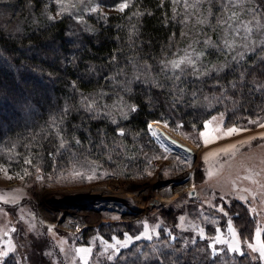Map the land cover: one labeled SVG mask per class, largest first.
I'll return each mask as SVG.
<instances>
[{
    "label": "trees",
    "instance_id": "1",
    "mask_svg": "<svg viewBox=\"0 0 264 264\" xmlns=\"http://www.w3.org/2000/svg\"><path fill=\"white\" fill-rule=\"evenodd\" d=\"M73 1L79 9L50 20L48 0H16L12 12L23 27L0 30L1 163L35 149L48 167L115 156L131 175L157 147L153 121L202 130L218 112L232 123L264 115V46L231 48L219 18L235 0ZM89 1L128 7L88 13ZM242 1L264 33V0ZM193 30L199 54L173 68ZM245 206L235 202L230 211L242 236L253 239L256 218ZM195 251L164 250L122 264H203ZM248 258L227 264H253ZM0 264L19 263L9 256Z\"/></svg>",
    "mask_w": 264,
    "mask_h": 264
},
{
    "label": "rangeland",
    "instance_id": "2",
    "mask_svg": "<svg viewBox=\"0 0 264 264\" xmlns=\"http://www.w3.org/2000/svg\"><path fill=\"white\" fill-rule=\"evenodd\" d=\"M15 2L0 0V30L23 27L12 12ZM79 4L48 0L44 16L57 19L75 12ZM120 4L89 1L85 11L109 14L119 11ZM242 5L235 0L219 17L226 25V41L244 50L246 45L264 46L260 19ZM191 33L177 60L192 61L199 54V34ZM206 35L209 42L211 36L203 32ZM149 125L157 147L152 146L144 155V167L131 175L127 167L119 168L115 156L96 162L81 157L48 167L35 149L16 163L0 162V251L9 253L0 261L11 256L19 264H85V254L78 249L90 248L87 264H122L188 247L198 250L203 264H227L245 255L253 264H264V115L232 123L218 112L202 130L166 120ZM155 125L165 126L193 152L164 142ZM233 128L238 131L227 134ZM193 189L196 195L190 197ZM235 202L246 204L256 218L253 239L242 236L231 215ZM64 215L72 216L71 223L64 222Z\"/></svg>",
    "mask_w": 264,
    "mask_h": 264
},
{
    "label": "snow or ice",
    "instance_id": "3",
    "mask_svg": "<svg viewBox=\"0 0 264 264\" xmlns=\"http://www.w3.org/2000/svg\"><path fill=\"white\" fill-rule=\"evenodd\" d=\"M128 7V5L126 4V3H122V4H120V6H119V10L120 11H123L125 8H127ZM93 11H95V9H93ZM185 61H187V63H192V61L191 60H189V59H187L186 57L185 58H181V59H179V60H175V61H171V65H172V67L173 68H180L181 67V64H183V63H185ZM132 111H135L136 109H135V107H132V109H131ZM213 119H216L215 117L213 118ZM149 127H151V125H149ZM236 131H238L237 129H229L228 130V133L227 134H232V133H234V132H236ZM123 134V132H121V135ZM155 134V133H154ZM27 163H31V161L30 160H28V161H26ZM91 177H89V179H90ZM257 235L259 236V232H257ZM137 238H139V237H137ZM130 239V238H129ZM221 242H223V241H221ZM112 247H115V245H112ZM78 251L79 252H81V253H84L85 254V264H87V260H86V254L87 253H90V251H91V249L90 248H81V249H78ZM260 251H261V254L262 255H264V243H262V245H261V248H260ZM8 251H0V257H6V256H8Z\"/></svg>",
    "mask_w": 264,
    "mask_h": 264
},
{
    "label": "water",
    "instance_id": "4",
    "mask_svg": "<svg viewBox=\"0 0 264 264\" xmlns=\"http://www.w3.org/2000/svg\"><path fill=\"white\" fill-rule=\"evenodd\" d=\"M154 131L164 142L174 145L175 148L183 150V151H187L190 153L193 152V148L191 146L175 138L174 136H172L171 134H169L167 131L160 128L159 126L155 125ZM195 195H196V189L189 191L190 197H194Z\"/></svg>",
    "mask_w": 264,
    "mask_h": 264
},
{
    "label": "bare ground",
    "instance_id": "5",
    "mask_svg": "<svg viewBox=\"0 0 264 264\" xmlns=\"http://www.w3.org/2000/svg\"><path fill=\"white\" fill-rule=\"evenodd\" d=\"M162 128L165 129L166 131L168 130L165 126H162ZM173 136H174V137H177V136L174 135V134H173ZM177 138H178V137H177ZM179 140H180V138H179ZM57 216H58V214H57ZM63 218L65 219L64 222H66V224L71 223L70 220L72 219V216H66V215H64ZM73 222H77V220L74 219Z\"/></svg>",
    "mask_w": 264,
    "mask_h": 264
}]
</instances>
